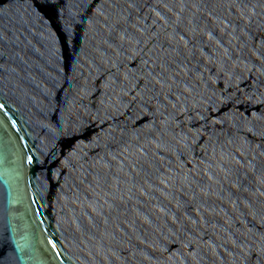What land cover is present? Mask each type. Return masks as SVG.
Here are the masks:
<instances>
[{
    "label": "water",
    "instance_id": "obj_1",
    "mask_svg": "<svg viewBox=\"0 0 264 264\" xmlns=\"http://www.w3.org/2000/svg\"><path fill=\"white\" fill-rule=\"evenodd\" d=\"M0 264H264V0H0Z\"/></svg>",
    "mask_w": 264,
    "mask_h": 264
}]
</instances>
